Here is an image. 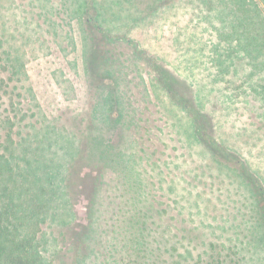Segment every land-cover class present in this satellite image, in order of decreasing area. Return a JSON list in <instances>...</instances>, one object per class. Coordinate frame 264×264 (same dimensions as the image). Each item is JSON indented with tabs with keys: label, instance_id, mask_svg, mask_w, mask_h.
<instances>
[{
	"label": "rangeland",
	"instance_id": "1",
	"mask_svg": "<svg viewBox=\"0 0 264 264\" xmlns=\"http://www.w3.org/2000/svg\"><path fill=\"white\" fill-rule=\"evenodd\" d=\"M253 2L264 11V0ZM219 4L0 0V155L15 177H45L47 196L67 194L38 234L55 264H93L82 262L77 238L90 231L97 178L105 182L100 224L122 200L119 172L101 164L107 147L138 160L131 173L151 186L159 233L174 224L198 228L208 242L249 235L235 227L255 221L264 195V105L252 90L264 80L237 64L236 74L220 72L214 43L234 18ZM238 25L247 38V20ZM219 147L222 162L213 157ZM15 177L2 182L0 205Z\"/></svg>",
	"mask_w": 264,
	"mask_h": 264
},
{
	"label": "trees",
	"instance_id": "2",
	"mask_svg": "<svg viewBox=\"0 0 264 264\" xmlns=\"http://www.w3.org/2000/svg\"><path fill=\"white\" fill-rule=\"evenodd\" d=\"M219 3L223 13L234 18L221 31L219 43H224L222 47L214 43L218 61L223 60L219 63L224 70L220 72L236 74L232 67L237 64L247 70L246 75L264 80V11L253 0H219ZM240 19L247 20L250 29L247 38L240 31ZM252 90L264 105V83L256 84ZM8 122L5 120L4 124ZM5 130L12 134L13 128ZM106 150L101 164L119 172L117 189L122 191V200L112 202L111 212H108L112 218L106 225L100 224L95 211L105 182L96 179L86 211L91 219L87 228L90 231L77 238L80 247L86 246L84 253L81 252L82 262L93 259V264H264V195L255 193L252 176L242 175L253 195L258 197L259 194V198L254 197L255 221L235 227L249 235L246 239L239 237L229 243L208 242L199 236L198 228L186 225H160L162 230L159 233L157 224L151 221L162 212L151 202V186L141 174L131 173L138 160L131 162L127 154L115 152L113 147ZM213 150L217 161L222 162V156L228 157L223 148ZM246 174H249L247 170ZM12 177H15V168L0 155V186ZM50 177L47 173L48 184ZM45 181V177L32 176L28 170H21L15 177L18 187L8 202L0 205V264H55L44 255L38 234L46 218L57 208L58 199L68 200V197L61 188L47 196ZM250 235L255 239H250Z\"/></svg>",
	"mask_w": 264,
	"mask_h": 264
}]
</instances>
